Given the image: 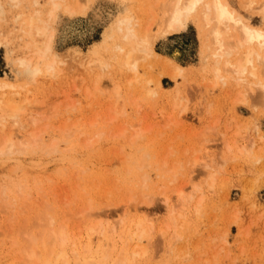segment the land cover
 Wrapping results in <instances>:
<instances>
[{"label":"rangeland","instance_id":"rangeland-1","mask_svg":"<svg viewBox=\"0 0 264 264\" xmlns=\"http://www.w3.org/2000/svg\"><path fill=\"white\" fill-rule=\"evenodd\" d=\"M40 1L46 4V0ZM69 1L74 5L81 3V0ZM147 1L135 0L126 6L116 0H96L87 11L79 9L73 16L60 11L55 22L54 51L59 55L62 72L58 76L43 73L29 79L24 94L39 104L22 112V122L27 127L17 126L14 135L17 140H26L32 132L38 133L39 146L0 156V225L12 236L23 239V232L32 226L40 234L44 230L33 224L41 214L50 212L59 222L65 221L69 209L76 212L89 198L95 208L108 210L111 208L108 204L118 200L125 203L123 200L129 194H139L144 189L140 180L146 172L149 188L144 190L156 192L164 183L173 185L161 170L164 159H168L169 165L180 162L184 166L178 184L191 178L187 193L196 184L201 188L182 210L184 215H180L178 225L164 234L162 230L167 229L170 213L160 199L155 202L151 212L146 213L153 229L147 224L149 231L141 240L130 234L133 240L129 247L138 244L146 250L136 258L135 264H211L217 251V264H264V152L258 150L264 149V104H254L251 95L248 103H236L235 87L228 90L221 82L215 87L211 84L212 87L210 77H203L202 84L205 72H201V44L195 24L191 21L185 31L159 38L155 43V50L162 57H172L178 51L179 62L192 69V77L172 80L162 74L157 61H151V67L140 68L139 75H143L144 84L152 80L148 85L156 94L143 98L141 109L128 102L125 113L113 124L110 117L115 99L110 98L109 77L116 83H126L131 71L113 64L109 76L101 82L104 90L94 89L99 73L91 68L95 48L102 56H109L107 43L103 44L106 30L117 22L120 13L126 15L128 8L144 15ZM228 1L252 24L264 27V11L245 9L241 0ZM31 2L23 6L28 12L32 11ZM21 8L12 11L17 13ZM10 17L11 13L2 24L12 43L0 47V76L18 83L20 75L13 60L24 52L26 38ZM87 89L95 96H88ZM179 96L185 100L181 101ZM183 101L189 104L186 111L181 106L173 110L175 103L187 105ZM56 104L59 107L54 110ZM35 117L37 125L33 123ZM173 118L178 120L176 125ZM12 124L9 121L6 129H13ZM126 124L148 128L150 132L144 138L132 140V129L126 128L127 132L120 134ZM230 140L236 145L232 153L226 149ZM245 146H254L256 155L240 154L239 149ZM194 150L198 151V165L192 169ZM204 162L214 164L209 168L220 171L219 174L210 169L219 174L212 189L207 185L210 173L203 167ZM202 194L203 202L197 207L196 200ZM173 198L177 202V197ZM139 215L144 213L135 214ZM117 218L108 221L111 224ZM88 222L71 219L69 227L79 233V227L85 230ZM181 232L182 236H178ZM4 237V240L0 238V264L16 261L18 257L12 239ZM223 237L228 243H224ZM112 239L116 256L122 252L124 241ZM77 242L69 248L72 264L77 253L88 251V256L95 255L98 235L89 241L83 234ZM73 247L77 248L76 252L72 251Z\"/></svg>","mask_w":264,"mask_h":264},{"label":"bare ground","instance_id":"bare-ground-1","mask_svg":"<svg viewBox=\"0 0 264 264\" xmlns=\"http://www.w3.org/2000/svg\"><path fill=\"white\" fill-rule=\"evenodd\" d=\"M28 1L30 0H0V47H9L12 43V37L9 34L6 35L2 27L10 13L11 22L15 27L18 26L20 33H23L26 38L24 52L13 60L18 69L20 81L14 83L6 79L5 76H0V130L2 131L0 133V156L27 152L30 148L39 146L38 133L32 132L31 138L26 140H17L14 137L17 126L27 127L22 122V112L39 104L38 101L26 96L24 89L27 88L30 78H35L43 73L58 76L62 72V68L59 66V55L54 51L55 22L60 11L73 16L79 12V9L81 11L88 9L96 0H81V3L78 2L77 5L69 0H46L45 5L40 0H32L29 5L32 9L31 12L23 7ZM116 1L126 6L135 2V0ZM241 6L249 10L264 11V0H241ZM15 8L21 9L17 13H13L12 10ZM145 9V14L141 15L133 13L132 8H128L126 15L120 13L117 22L106 30L103 44L107 43L106 48L110 51L109 56H102L95 48V58L92 60L91 68H95L99 72L94 84L96 91L104 90L101 82L109 76L108 71L111 66L113 67V64L123 70L131 71L132 74L126 83H116L114 78L109 77L111 82L110 88H108L111 94L110 98L115 99V104L111 108V123L117 120L121 113H125L124 108L128 102H132L141 109L142 99L156 94L157 91L148 85L152 80L148 79V84H144L143 75H139L140 68L151 67V61H157L163 69L162 74L172 80L178 81L181 77L185 79L192 77V69L179 62L178 51H175L172 57H162L155 50V43L159 38L185 31L191 21L197 28L201 44V72H205L202 78L210 77L213 81H217L210 83L214 87L218 84L221 85L218 82L231 91L235 87L236 103H248L251 95L254 96V104L257 102L264 104V27L252 24L228 0H148ZM13 35L15 36L14 33ZM24 37L21 36V38ZM202 81L203 84L204 78ZM209 82L207 81V83ZM136 89L137 92H135ZM87 94L95 96V93L90 89H87ZM180 98L181 101L185 100V97ZM120 103L121 106L118 107ZM70 106L72 107L73 104ZM180 106L182 111L189 108V104L182 106L180 103H175L173 110L176 111ZM57 107L59 104H56L53 109L56 110ZM121 109L123 110L120 111ZM173 119L175 121L173 124L176 125L178 120ZM9 121L13 122V129L10 130L6 129ZM33 123L38 124L37 117L33 119ZM75 125L77 123L73 126ZM126 128L133 130L132 140L144 138L150 132L148 128L126 124L123 125L120 134L124 135L127 132ZM238 133L241 134L243 131H238ZM224 136L227 134L224 133ZM262 138L263 136H260V139ZM90 141L87 140V142ZM226 149L228 153L235 152V142L231 140L226 142ZM258 150L260 153L264 152V149L259 148ZM168 152H171V148ZM245 152L249 155H256L254 146H245L239 149L240 154ZM193 155L192 169L198 165V151L194 150ZM210 164L207 162L203 167L206 168V172L210 173L207 185L212 189L216 185L218 179L216 177L220 171L212 167L214 164H211V167L219 174L214 170L210 171L212 169L209 168ZM183 168L184 166L180 162L169 165L168 159H164L161 170H164L166 178L170 179L171 184L175 186L164 183L158 187L156 192L144 190L149 188V175L147 172L143 173L140 185L144 189L139 194H129L123 200L125 203L118 200L116 203L108 204L107 206L111 207L108 210L95 208L93 200L89 198L85 206L80 207L76 212L69 209L65 213V221L59 222L60 220L55 219L50 212L41 214L34 219L33 223L44 228L41 230L42 232L40 231L41 234L32 226L23 232L22 239L18 235L12 236L5 227L0 225V236L3 235L0 238L3 239L4 236L11 238L12 247H17V260L15 258L16 261L7 264H72L69 248L76 246L77 240L81 239L83 234L89 241L95 234L98 235V245L94 256H88V251L83 254L77 253L74 264H135L136 258L145 254L146 250L138 244L130 248L129 243L131 244L133 240V236L130 234L137 235L138 240H141L149 231L146 225H151L148 221L151 218L146 213L151 212L149 210L155 202L160 199L164 203L163 207L170 213V220L168 219L169 222L167 220L165 224L167 229L162 230V234H164L170 228L178 225L180 215H184L182 210L195 199L200 187L198 184L195 185L192 194L187 193L191 185V178L186 182L180 180L178 184L179 174ZM191 174L192 172H189V176H192ZM108 194L111 195V191ZM173 197H177V202ZM203 199L202 194L196 200L197 207L202 204ZM136 213H144V215L135 216ZM116 216L119 220L110 224L109 219H116ZM71 219L89 220L88 227L86 226L87 228L82 230L83 227L80 226L79 233H74L69 227ZM183 221L185 222V220ZM107 224L109 225L107 226ZM151 226L150 229H153V225ZM131 228L134 229V232H131ZM177 235L182 236V232ZM112 238L124 241L122 252L119 251L116 256ZM222 239L224 243H228L226 237ZM92 247L94 246L92 245ZM72 251L76 252L77 248L73 247ZM218 255L219 251L216 252L211 264H217Z\"/></svg>","mask_w":264,"mask_h":264}]
</instances>
